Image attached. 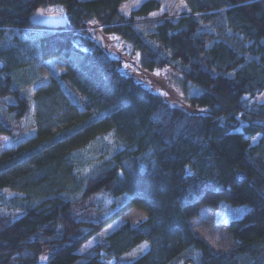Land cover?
<instances>
[{"label":"trees","instance_id":"trees-1","mask_svg":"<svg viewBox=\"0 0 264 264\" xmlns=\"http://www.w3.org/2000/svg\"><path fill=\"white\" fill-rule=\"evenodd\" d=\"M125 1L0 0V134L12 140L0 264H107L143 239L127 264H264V0H182L155 18L161 0L127 16ZM39 7L67 25H31ZM98 31L140 67L175 70L189 108L128 74ZM52 58L64 69L32 89L34 132L21 138L30 106L16 74ZM103 135L97 157L83 152ZM221 202L248 209L226 223L234 246L215 251L190 219ZM133 206L147 216L78 251Z\"/></svg>","mask_w":264,"mask_h":264},{"label":"rangeland","instance_id":"rangeland-1","mask_svg":"<svg viewBox=\"0 0 264 264\" xmlns=\"http://www.w3.org/2000/svg\"><path fill=\"white\" fill-rule=\"evenodd\" d=\"M142 0H126L121 5V10L125 15H129L131 10L137 7ZM185 9L182 0H161V6L158 10H153L148 14L149 18H155L161 13L168 15L176 14ZM140 29L145 30L146 26L142 25ZM103 41L107 50L114 56L123 59V67L128 74H131L135 79L144 83L152 90L161 93L170 103L179 105L184 108H189L185 100V90L180 81V78L175 70L170 68H162L160 70H148L139 66V55L133 52L130 45L116 36L103 35ZM63 64L57 59L52 58L41 62L31 70L18 71L16 81L22 88L30 106L29 115L26 118V124L29 127L28 132L21 136L27 138L33 134L34 116L32 113L33 99L32 89L45 83L51 75L63 70ZM15 76V75H14ZM259 101H264V93L259 96ZM11 100V99H10ZM1 110H4L1 108ZM109 142L107 135L100 136L92 141L83 152L91 150L92 155L98 153ZM12 140L4 134H0V153L9 148ZM248 209L247 205L233 206L227 202H221L217 207L203 205L200 207V212L197 216L190 219V223L194 232L201 236L215 251L230 249L234 246L233 240L230 238L226 223L230 218L240 216ZM147 212L138 207H131L124 215L116 218L107 226H105L98 234L89 239L78 251L88 249L95 242L100 241L103 237L110 234L122 223L128 222L131 224L144 219ZM148 246L147 240L143 239L135 246L124 252L119 258H111L107 260V264H127L130 260L139 256ZM45 259L41 260V264H45Z\"/></svg>","mask_w":264,"mask_h":264},{"label":"water","instance_id":"water-1","mask_svg":"<svg viewBox=\"0 0 264 264\" xmlns=\"http://www.w3.org/2000/svg\"><path fill=\"white\" fill-rule=\"evenodd\" d=\"M29 23L34 26L59 29L67 25V19L61 11H45L39 7L29 16ZM96 37L100 44L104 46L102 33L96 32Z\"/></svg>","mask_w":264,"mask_h":264}]
</instances>
